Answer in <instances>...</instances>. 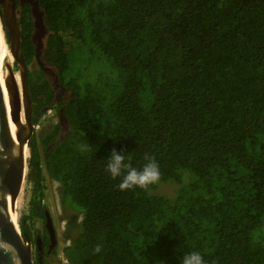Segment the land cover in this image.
<instances>
[{"label":"trees","instance_id":"trees-1","mask_svg":"<svg viewBox=\"0 0 264 264\" xmlns=\"http://www.w3.org/2000/svg\"><path fill=\"white\" fill-rule=\"evenodd\" d=\"M38 1L47 60L70 95L42 148L36 132L28 142L22 240L49 241L29 222L46 216L45 165L60 203L83 214L69 264H181L192 251L205 264H264V0ZM18 23L30 63L29 3ZM29 78L36 124L59 103L43 69ZM113 149L137 169L154 157L159 182L121 191L123 175L106 170ZM169 181L173 198L152 193Z\"/></svg>","mask_w":264,"mask_h":264},{"label":"water","instance_id":"water-1","mask_svg":"<svg viewBox=\"0 0 264 264\" xmlns=\"http://www.w3.org/2000/svg\"><path fill=\"white\" fill-rule=\"evenodd\" d=\"M20 3L31 5L33 41L36 44L37 56L40 57L39 46L42 42L39 36L46 37L49 34L44 11L38 0H20ZM17 13V0H0V19L14 60L19 65L21 81L20 89L14 70L9 69L6 87L11 98L8 103L0 80V264H35L31 243L29 240L24 242L18 230L16 210L20 187L28 169V142L35 128L32 120L33 101L28 63L22 51V33ZM45 213L46 228L51 245L54 246L57 243L56 229L50 212L46 210ZM38 238L40 242V237Z\"/></svg>","mask_w":264,"mask_h":264},{"label":"rangeland","instance_id":"rangeland-1","mask_svg":"<svg viewBox=\"0 0 264 264\" xmlns=\"http://www.w3.org/2000/svg\"><path fill=\"white\" fill-rule=\"evenodd\" d=\"M18 9L21 10V6H18ZM45 25L47 27L46 19H45ZM47 36L46 37L43 35L39 36L42 42V44H40L39 46V55L42 61V65H44L47 68L46 70L48 71L52 70V74H50L48 77L50 78V82L56 89L57 97H59L58 98L59 103H62L63 101L68 99L70 95V90L68 89L67 91H64L59 86L60 84H58V82H60V79H56L57 78L56 76H58L57 71L55 67L51 65L47 60L45 53ZM10 66L13 70L19 71V65L15 60L14 63ZM29 68L31 72H35L38 71L39 69H43V67L42 68L40 67L36 59L31 61V64H29ZM62 97H64L63 101L60 102V98ZM59 121H60V115L55 109H53L50 112L47 111L41 115L40 120L36 124V128H34V132L37 133V139H38L37 141L39 143L40 149L42 148L40 144L41 139L45 136L47 132L51 131L55 126V124L59 123ZM28 171H29V164H28L27 174L22 186L21 202L19 204V207H16L18 224L20 223L24 213L30 214V206H31L30 192H31L32 183L28 180ZM44 174L45 177L43 182L45 184V196L42 200V203L47 206V210L50 212V215L53 220V224L56 229V233H57L56 235L57 243L55 245L57 248L56 257L60 259L59 264H69L66 261L65 256L63 254V247L66 244L70 243V241L78 235L80 231L81 221L83 219V214L77 212L75 208L72 206H66L60 203L61 185L57 180L50 177L47 170L45 169V165H44ZM178 186L179 184L175 181L161 182L159 183L157 188L152 190V193L173 198L176 195ZM29 222L33 224L34 228H37L40 231L45 227L46 224V220H43V218L39 217L38 215L31 217V219H29Z\"/></svg>","mask_w":264,"mask_h":264},{"label":"clouds","instance_id":"clouds-1","mask_svg":"<svg viewBox=\"0 0 264 264\" xmlns=\"http://www.w3.org/2000/svg\"><path fill=\"white\" fill-rule=\"evenodd\" d=\"M29 64H31V62L28 63V70L30 74ZM55 103H59V102H55ZM60 104L61 103L57 104L55 106L56 108L55 107L49 108L47 111L50 112L53 109L57 110ZM59 122L61 123V118ZM36 124H34L35 128H36ZM62 124L64 123L62 122ZM145 160L147 162L144 164L143 168L137 169L133 167L130 162L125 161V155L123 153L117 152L115 149H113L108 158L106 170L110 173L113 179L123 175L122 181L120 182L118 186L121 191L133 189L134 187H139L141 189H147L150 185H153L159 182L161 178V173H160L159 165L156 162L154 157L146 154ZM45 220H46V217H45ZM45 227H46V224H45ZM94 251L96 253H99L101 251V245H97ZM181 264H205V261L200 252L192 251L187 254H184L181 257Z\"/></svg>","mask_w":264,"mask_h":264},{"label":"flooded vegetation","instance_id":"flooded-vegetation-1","mask_svg":"<svg viewBox=\"0 0 264 264\" xmlns=\"http://www.w3.org/2000/svg\"><path fill=\"white\" fill-rule=\"evenodd\" d=\"M22 5L23 4L20 3V0H17V8H18V6H22ZM18 12L19 13H17V14H18V21H19V18H20V9H18ZM37 55L38 54H37V51H36V58L35 59L39 63L40 67L41 68L43 67V69L45 71V74L48 77L50 74H52V70L51 71L46 70L47 68L44 65H42L41 58L38 57ZM30 72H31V70H30ZM56 77H57L56 79H59L58 76H56ZM58 84H60L59 86L64 91H67L68 90V88L63 83L58 82ZM58 98L59 97H57V94H56V97H55L54 101L55 102H59V99ZM62 125L64 127L66 124H62ZM44 220H45V218H44ZM44 234H46V236L49 237V241L48 242L44 243L41 238H40V242H39L38 241V239H39L38 237L39 236L37 237V240H35V242H32V243L30 242L31 243V248H32V255H33L34 263L35 264H59L60 263V259L56 257L57 256L56 255L57 248L55 246L56 244L54 246L51 245V241H50V236H49L48 230H46Z\"/></svg>","mask_w":264,"mask_h":264},{"label":"bare ground","instance_id":"bare-ground-1","mask_svg":"<svg viewBox=\"0 0 264 264\" xmlns=\"http://www.w3.org/2000/svg\"><path fill=\"white\" fill-rule=\"evenodd\" d=\"M13 63H14V56L10 50L9 44H8L6 36L4 34L2 22L0 19V80L2 82L8 103L10 101L11 95H10V92L8 91V89L6 87V80L9 77V69H11L10 65H12ZM8 67H9V69H8ZM14 74H15V78L18 82V85L20 86V89H21V81H20L19 71L14 70ZM97 78H98V76H97ZM23 116L24 115L22 113V119H23ZM28 156H27V158H28ZM22 186L20 187V194H19L18 201L16 203V207H19V204L21 202Z\"/></svg>","mask_w":264,"mask_h":264}]
</instances>
